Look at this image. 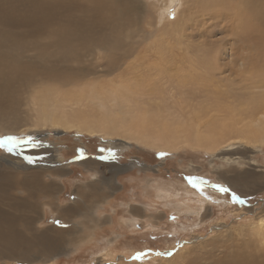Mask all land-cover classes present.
<instances>
[{
  "label": "rangeland",
  "instance_id": "rangeland-1",
  "mask_svg": "<svg viewBox=\"0 0 264 264\" xmlns=\"http://www.w3.org/2000/svg\"><path fill=\"white\" fill-rule=\"evenodd\" d=\"M134 1L143 10L148 7L146 15L141 21H135L134 18L123 21L126 26L124 25L122 30L119 29V34L115 32V38L118 39V35H121L119 40H125L128 34H131L129 36L133 41L142 42L141 48L130 51L133 53L125 59L123 56L126 50L121 48L120 54L124 55L119 57L120 59L115 56L117 63L114 64V74L103 72V66L109 58L99 61L101 67L98 72L103 73L99 81L103 84L110 82L109 89L97 85V91H91L87 87L84 93V80L81 79V83L76 84L72 77H66V80H71V84L67 88L61 111L71 122H77L75 120L78 116L89 115L97 123L103 112L104 117L111 118L117 111L121 113L123 108L128 107L131 115L128 125L132 127L133 132L138 133L141 128L152 124L145 136V141L152 145L145 142L138 144L126 133L128 144L124 149L119 144L122 138L120 136L113 137L117 144L115 146L109 143L105 132L99 131V134L95 135L74 129L66 132L50 125L43 127L35 117L25 121V117H21L25 106L18 104L20 119L17 124L20 129L15 130V133L9 130L6 134L0 133V138H17L16 142L0 147V178L3 176V169L8 166L2 161L4 157L24 166L62 159L61 162H64L67 171L64 178H59L56 172L42 176L46 182H50V175H53L56 181L58 179V182L64 185L59 200L40 198L37 201L33 198V202L37 205L59 203L62 207L71 206L77 201L74 195L76 186L85 183H95L96 197L99 199L106 195L108 202L100 203L103 207L96 214H93L91 209L88 211L80 207L81 212L86 215L76 216L71 223L84 222L87 217L91 220L90 226L89 222L86 224L91 228L87 229L88 233H94L91 241L74 249V252L67 246L54 254L44 256L35 250L33 257L22 259L14 257L15 254L9 253L0 245V264H223L236 253L256 254L259 253L257 250L263 248L260 252L264 255V245H261L264 242L261 241L264 239L261 238L264 237V142L251 140L243 132L247 125H252L254 130L264 127V121H261L263 110L257 116L250 113L252 101L264 97V87L248 89L244 85L228 84L222 80L220 74L216 77L213 74L205 76V67H214L215 60L219 59L218 55L221 54V67L228 70L230 68L229 40L232 36L229 35L232 33L226 37L224 29L215 26L217 22L208 19L201 21L200 18L190 21L189 24L180 21L178 13L184 7L181 0L175 3L169 0V8L165 0ZM206 1H210V4L213 2ZM224 3L223 6L227 9L235 7L233 12H238L242 7V21L253 24L257 31L264 32V22L253 21L250 11L243 9L244 3H237L235 0H225ZM162 11L165 12L162 14ZM196 11L197 9H194L193 14ZM26 12L15 14L13 18L23 21V16L20 15H25ZM199 15L196 13V17ZM59 16L64 20L69 18L66 12H60ZM5 21L8 26L10 20L0 16V30L7 29ZM21 28L14 31L19 33L22 51L25 53L26 43L29 51L28 54L25 53L26 59H31L32 55L35 60L36 54L44 52L42 47H36L33 41L45 42L44 32L47 27L41 30L35 28V33L28 38L21 32L24 31ZM141 28L143 29L140 30ZM90 40L86 38L84 43L87 44ZM202 60L203 63H200ZM208 61L212 64H204ZM207 72L210 73L211 69ZM228 74L230 73L228 72L226 77ZM64 75H60L61 81H64ZM48 76L43 72H36L32 74L31 79L24 80L21 84L26 86L27 90ZM89 78L91 75L86 73L87 82ZM102 83L100 85H103ZM126 84H131L130 92L118 87ZM114 91L117 92L114 95L118 94L117 98L112 96ZM84 94L88 95L85 97ZM128 97L132 99L131 103L127 102ZM23 99V96L15 93V101ZM4 108L8 110L7 107ZM126 109L125 111L129 110ZM61 111L59 109L58 115H61ZM143 112L146 116L142 115ZM12 115L13 111L9 115L11 119L14 118ZM128 118L129 116L126 117ZM162 122H166L175 130L185 131L183 133L187 135L183 137L190 141L196 138L199 130L203 136H208L209 132H217L226 123L232 128L225 133L226 137L220 141L218 147L233 145V149L221 153L219 149L214 153L208 148L188 146L190 144L180 139L178 151L158 152L159 140L165 131ZM240 159L243 163L241 165L236 163ZM244 174L255 177L256 180L251 182L256 183L245 187L248 183L243 182L242 178L237 179V176ZM22 176L19 172L16 175L17 179ZM232 182L237 185L233 186ZM234 194L236 199H233ZM90 201H95L93 195H90L85 203L90 204ZM46 205L42 209L45 213L44 222L42 221V225L37 223L36 229H67L62 222L60 225L54 213L55 209ZM29 210L25 209L22 213L34 214L39 211V206L33 212ZM71 223H68L70 235ZM16 230L24 238L30 235L23 223L18 222ZM78 230L76 227V231ZM68 231L64 234L67 238Z\"/></svg>",
  "mask_w": 264,
  "mask_h": 264
},
{
  "label": "bare ground",
  "instance_id": "bare-ground-1",
  "mask_svg": "<svg viewBox=\"0 0 264 264\" xmlns=\"http://www.w3.org/2000/svg\"><path fill=\"white\" fill-rule=\"evenodd\" d=\"M168 1L169 0H165V2H167V8L170 7ZM177 1L179 0H173V3ZM224 1L225 0H213L210 4V1L208 2L206 0H181L184 7L183 10L178 13V18L180 21H185L188 24L190 21H197V18H200L201 21H203L202 19L206 21H214L217 22L215 26H218L219 28L222 27V29H224L226 37H228L230 32L232 33V35H229V37L232 36L229 40V48L231 49L229 52V58H231L229 70L221 67V61L223 60V58L220 57L222 55L221 54L218 55L219 59L215 60L214 67H210L209 65L208 68L205 67L206 70L204 74L206 77L210 76V74H213L215 77L220 74L222 75V80L226 81L230 85H244V87L248 89L262 88L264 87V32L262 33L261 31H257L253 24H247L245 21H242V7L240 10L237 8L238 4H236L238 12H233L235 7L227 9L223 6ZM235 1L237 3L238 1L244 3L245 6H243V9L245 8L250 11L253 21L264 22V0ZM25 8L26 10L24 11L23 9ZM194 9H197L196 13L200 14L198 17H196V13L193 14ZM146 11H148V7L143 10L138 3H135L134 0H0V16L6 20H10L8 21L10 22V26H7V21H5L7 29L0 30V133L6 134L8 132L7 130L11 131V133H15V130L18 131L20 129V126L18 125L20 112L17 110L18 104H20L25 106V109L23 108L25 111L21 117H25V121H30L35 117L43 127L50 125L53 128L59 127L57 129L66 132L74 129L80 131L81 133H94L95 135L99 134V131L105 132L107 139H109V143L114 144L115 146L117 144L114 140L115 138L113 139V137L120 136L123 139L120 138L119 144L121 145L120 147L124 149H126V144H128L125 138L126 133L131 139L136 140L138 144L145 142L152 145L151 143L145 141L146 131L152 124H148L145 128H141L138 133L133 132L131 130L132 127L128 125L131 119L130 109L128 107V111H125L126 108H123L121 113H119L120 111H117L111 118L109 116L104 117L105 112H103L97 123L91 119L89 115H85L86 117L78 116L77 120H75L77 122H71L61 111V107H63L64 102L63 99L67 95V88L71 84V80H66V77H72L76 84H80L81 79L84 80L86 82V87L83 90L84 93L87 91V87L91 91H97V85L104 89L110 88V82L103 84L99 81L103 74L98 72V70H100L99 67H101L99 61L109 58L106 65L103 66V72H112L114 74L116 70L114 64L117 63L115 56L122 58L124 55L120 54L121 48L126 50V54L123 56V59L127 56L130 57L131 53L134 52V49L139 50L141 48L142 42L133 41V38H130L129 36L131 34H128L125 40H119L121 35H118V39H116L115 34H119V29H123L125 25L123 21H130L133 18L135 21H138L139 19L141 21L142 17L146 15ZM20 12H26L25 15H20L23 16V21L13 18L15 14H19ZM60 12L68 13V20L60 18ZM163 12L165 11H162V14ZM162 19L167 21L165 17H162ZM234 19H236V21ZM158 20L160 21L161 18H158ZM151 21L155 20L151 19ZM22 22L25 23L21 24ZM202 23L204 22H201V24ZM226 25H229V27ZM46 27L47 29L44 32V35H46L45 42L36 43L37 41H33L35 46H41V50L44 52L43 54H36L35 60L42 59V61H35L31 57L32 55H30L31 59H26L25 53L28 54L29 51L27 50L26 43L25 53L22 51L21 45L19 44L20 38L18 39L19 33L16 34L15 31H18L16 29H23L24 31L21 32L25 33V36L28 38L29 36H32L31 34L35 33V28L36 30H41ZM27 28H29V30H26ZM142 29L143 28L140 30ZM116 31L117 33H115ZM86 38L91 39L87 44L84 43ZM24 40H26L25 37ZM32 47H34L33 44ZM200 63H203V60ZM204 64H212V62L208 61L204 62ZM232 65L235 68H233ZM208 69H211L210 73L207 72ZM36 72H43L49 76L45 80H39V82H36L35 85L27 88L26 90V86L21 84V82L31 79L32 74ZM228 72L230 74L226 77ZM86 73L91 75L89 82L85 79ZM61 74H65L62 78L64 81H61ZM233 75H235V77H233ZM101 83L103 85H100ZM118 87H122L127 92H130L132 86L131 84H126ZM118 90L119 89H117V92ZM117 92L114 91V93H112L114 98L118 97V94L114 95ZM15 93H18L19 96H23L24 99L15 101ZM76 98L79 97L76 96ZM87 99H89V97ZM13 101L16 102L15 106ZM127 102L131 103L132 99L129 98ZM251 104L252 107L250 108V113L257 116L261 114L262 110L264 112L263 96L258 100H253ZM142 105H144V102H142ZM4 107H7L8 110H5ZM59 109L62 112L61 115H58ZM63 110L65 109L63 108ZM6 111L8 113H6ZM12 111L14 113V115H12L14 116L13 119L9 117ZM142 115L146 116V113L143 112ZM127 116H129L128 119H126ZM151 116L152 115H150V118H152ZM261 121H264V114L262 115ZM40 124H33V126H39ZM162 126L165 131L162 138L159 140L160 149L158 152L171 153L173 151H178V145L180 144L179 140H183V136L187 134L183 133L185 131L181 132L179 130H175L166 122H162ZM251 126L247 125L243 129V132L250 138L248 136L247 137L254 141L262 140L264 142V127L258 130L256 129V131ZM230 128L232 127H228L225 123L217 132H209L208 136H203L198 129L199 131L197 132L196 138H193L191 141L187 138L184 139V141L190 144L188 146L208 148L209 151L212 150L214 153L219 149L220 153L221 151H231L233 149V145L218 147L220 141L225 139V133L228 132ZM219 152L218 154H220ZM223 158L226 157L223 156ZM61 160H56L57 162H51L49 160L46 161V163H44V161L34 166H24L22 163L11 160L9 157H4L2 160L8 166L3 169V176L1 175L2 178H0V245L3 246L5 250L9 251V253L12 252V254H15L14 257L30 259L33 257V251L35 250L39 251V253H43V256L44 254L50 255L62 250L61 248H65L66 246L70 247V249L74 252V249L76 250V248L80 247L92 238V234L94 232L88 233L89 231L87 230H91L89 227L91 222L90 219H87L86 217L84 222H76L74 220L75 222L71 223V221L76 216H82L85 214L84 212H81L80 207H83L88 211L91 209L90 211L93 212V214H96L98 210L103 207L100 206L102 205L100 203L108 202V198L105 197L106 195L102 196V198L99 197V199L98 196L96 197V193H94L96 189L94 185L95 183L77 185V189L74 193L77 201H74V204L71 206L68 205L67 207H62L59 203H53L52 205L47 203V205L50 204L49 206L55 209L54 213H56L55 215L60 221V225L62 222L64 226H67V229H57L56 227H47L43 230H38L39 228L36 229L37 223L41 224L42 221L44 222L45 213H43L42 209L46 204L37 205L32 201V199L34 198L37 201L40 198H45L46 200L50 199L51 201H54L55 199L56 201L59 200V196L64 189V185L59 183L58 179L56 181V179L53 178V175H50V182H46L42 176H49V173L56 172L59 178H64L65 175H67L65 174L67 171L64 167V162H61ZM236 163L239 165L243 164L241 163V159ZM89 171L91 172V170ZM192 171H194V169ZM18 172L23 175L21 179H17L16 177ZM45 176L44 178H46ZM239 178H242V181H245L246 184L248 183L245 187H248L252 183H256L251 182V180L254 181L256 178L250 174H244L241 177L237 176V179ZM232 185L234 186L237 184L233 183ZM90 195L94 196L95 201H90V204H86L85 200L88 199ZM180 205L182 206V204ZM38 206L39 211L37 210L34 214L30 215L25 213L24 215L22 213L25 209H31L33 212L38 208ZM33 207H35V209ZM102 217L101 219H103ZM18 222L27 226V231L30 232L29 236L24 238L21 233V236L18 234V231L16 230ZM261 222L263 223V221ZM68 223L72 224L71 235L68 231L70 228ZM86 224L89 226H86ZM76 227H78V231H76ZM67 231L69 238L64 235ZM117 238L118 236L115 239ZM261 238L264 237L261 236ZM262 240L264 239H261V241ZM263 243L264 242H262L261 245H264ZM256 249L257 246H255V250ZM261 249L257 250L256 252L259 251V253L256 254L254 252H247L243 254L236 253L234 256L230 257V259L224 261L226 263L223 264H264V255H261Z\"/></svg>",
  "mask_w": 264,
  "mask_h": 264
},
{
  "label": "snow or ice",
  "instance_id": "snow-or-ice-1",
  "mask_svg": "<svg viewBox=\"0 0 264 264\" xmlns=\"http://www.w3.org/2000/svg\"><path fill=\"white\" fill-rule=\"evenodd\" d=\"M17 138L16 137H6V138H0V147H3L4 145L8 143H14L16 142ZM11 149H9L10 151ZM223 191H227V189H222ZM237 197L235 194L233 195V199H236Z\"/></svg>",
  "mask_w": 264,
  "mask_h": 264
}]
</instances>
